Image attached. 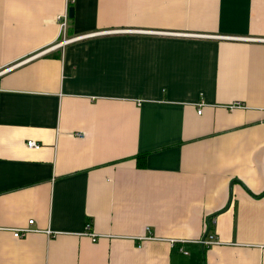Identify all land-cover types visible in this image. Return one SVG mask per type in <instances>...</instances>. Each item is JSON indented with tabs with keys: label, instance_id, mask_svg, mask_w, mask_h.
Listing matches in <instances>:
<instances>
[{
	"label": "crops",
	"instance_id": "obj_1",
	"mask_svg": "<svg viewBox=\"0 0 264 264\" xmlns=\"http://www.w3.org/2000/svg\"><path fill=\"white\" fill-rule=\"evenodd\" d=\"M203 254L264 264V0H0V264Z\"/></svg>",
	"mask_w": 264,
	"mask_h": 264
},
{
	"label": "built area",
	"instance_id": "obj_2",
	"mask_svg": "<svg viewBox=\"0 0 264 264\" xmlns=\"http://www.w3.org/2000/svg\"><path fill=\"white\" fill-rule=\"evenodd\" d=\"M61 20H60V32H62V34L64 35V32L66 30V27H67V20H68V11H65L63 13V15H60L59 17ZM75 37H65L63 36V40L60 41L61 43L62 42H66V41H69L71 39H73ZM243 103L240 102V101H235L231 104L228 105V107L230 109H233V108H236V107H243ZM201 107H202V102L199 103V108L197 110L198 113L201 112ZM26 144L29 146V147H37L39 146V143L36 141V140H33V139H29L27 140ZM33 218L31 219H28L27 221V224L22 226V227H19V228H14L13 229V235L14 236H23L25 235L26 233H28L29 231H32V230H36L35 227H33L31 224L33 223ZM47 232H50L49 229H47ZM208 234V233H207ZM90 235L92 236V238H95L96 235L94 233H90ZM206 244H209V243H214L215 239H213V236H207L204 238L203 240Z\"/></svg>",
	"mask_w": 264,
	"mask_h": 264
},
{
	"label": "water",
	"instance_id": "obj_3",
	"mask_svg": "<svg viewBox=\"0 0 264 264\" xmlns=\"http://www.w3.org/2000/svg\"><path fill=\"white\" fill-rule=\"evenodd\" d=\"M74 14V7L72 5L69 6L68 8V16L69 17H72ZM230 198H231V194H230ZM230 198H229V201H230ZM212 215H209L206 219V228H205V232H204V235H203V238H202V241L204 240L206 234L208 233L209 231V228H210V217ZM203 264H204V254H203Z\"/></svg>",
	"mask_w": 264,
	"mask_h": 264
}]
</instances>
